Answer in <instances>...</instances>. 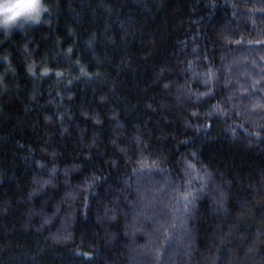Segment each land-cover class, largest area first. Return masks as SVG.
Returning <instances> with one entry per match:
<instances>
[{
	"label": "trees",
	"instance_id": "16d2710c",
	"mask_svg": "<svg viewBox=\"0 0 264 264\" xmlns=\"http://www.w3.org/2000/svg\"><path fill=\"white\" fill-rule=\"evenodd\" d=\"M0 31V264H264V0H44Z\"/></svg>",
	"mask_w": 264,
	"mask_h": 264
},
{
	"label": "clouds",
	"instance_id": "9594fccd",
	"mask_svg": "<svg viewBox=\"0 0 264 264\" xmlns=\"http://www.w3.org/2000/svg\"><path fill=\"white\" fill-rule=\"evenodd\" d=\"M46 11L44 0H0V31L38 25Z\"/></svg>",
	"mask_w": 264,
	"mask_h": 264
}]
</instances>
